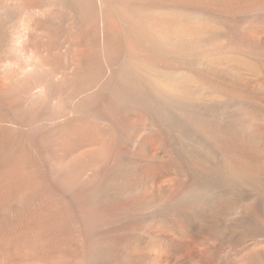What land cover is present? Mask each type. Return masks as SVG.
<instances>
[{"label": "bare ground", "instance_id": "bare-ground-1", "mask_svg": "<svg viewBox=\"0 0 264 264\" xmlns=\"http://www.w3.org/2000/svg\"><path fill=\"white\" fill-rule=\"evenodd\" d=\"M0 264H264V0H0Z\"/></svg>", "mask_w": 264, "mask_h": 264}]
</instances>
